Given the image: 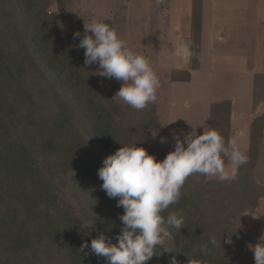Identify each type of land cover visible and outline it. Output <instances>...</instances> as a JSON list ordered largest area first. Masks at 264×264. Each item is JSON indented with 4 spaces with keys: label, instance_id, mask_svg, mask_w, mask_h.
<instances>
[{
    "label": "trees",
    "instance_id": "trees-1",
    "mask_svg": "<svg viewBox=\"0 0 264 264\" xmlns=\"http://www.w3.org/2000/svg\"><path fill=\"white\" fill-rule=\"evenodd\" d=\"M64 10L61 0H0V264H107L90 247L79 251L122 227L118 198L100 187L103 159L134 143L157 161L174 150L147 142L159 127L155 102L135 110L115 96L116 85H102L98 65L84 67L81 37L73 38L79 31ZM209 115L208 130L227 147L230 102L211 104ZM263 129L264 116L256 117L248 162L234 179L193 174L185 180L178 202L161 213L178 211L184 224L169 228L164 248L171 252L157 247L160 255L147 264H169L172 256L178 264H254L238 219L264 199V185L251 181ZM212 236L217 246L203 254L201 245Z\"/></svg>",
    "mask_w": 264,
    "mask_h": 264
},
{
    "label": "clouds",
    "instance_id": "clouds-1",
    "mask_svg": "<svg viewBox=\"0 0 264 264\" xmlns=\"http://www.w3.org/2000/svg\"><path fill=\"white\" fill-rule=\"evenodd\" d=\"M83 27V37L80 38V32H75L73 38H80L77 47L84 50V67L98 65L95 72L98 76L121 81L115 96L133 109L143 110L149 103H154L160 81L150 61L131 49L108 24L93 19ZM174 54L185 61L194 55L186 43L176 47ZM173 139L174 150L162 161H157L136 143L121 146L103 159L102 167L97 170L103 182L100 187L108 198H118L117 207L123 208V214L119 216L122 227L115 237L100 233L90 245L82 243L80 252L90 247L96 256L105 257L107 264H147L160 255H157V247L163 249L162 252H171L164 248L172 237L169 228L180 231L184 217L178 211L168 213L166 218L161 213L178 202L185 180L193 174L218 176L221 181L234 179L240 166L248 162L235 140L229 141V154L224 138L214 129L199 135L196 130L192 131L183 140L174 134ZM160 142L166 140L161 138ZM222 154L230 158L228 170ZM112 239L116 243H112ZM217 243L215 236L210 237L207 244L201 245V252L207 254L209 244L215 247ZM224 243L231 244L230 237L224 239ZM249 248L254 264H264V236ZM169 264H178L175 256L170 258ZM188 264L205 262L189 259Z\"/></svg>",
    "mask_w": 264,
    "mask_h": 264
},
{
    "label": "rangeland",
    "instance_id": "rangeland-1",
    "mask_svg": "<svg viewBox=\"0 0 264 264\" xmlns=\"http://www.w3.org/2000/svg\"><path fill=\"white\" fill-rule=\"evenodd\" d=\"M61 1L67 24L77 29L81 38L84 24L98 19L115 29L120 39L150 61L160 81L155 101L159 108L160 125L158 129L147 134L150 145L175 146L174 134L183 140L192 131L202 134L208 130L210 100L215 98L214 84L219 77L214 72L226 68L225 65H220L221 56L217 55L219 44H213L210 38V7L213 4L216 7L222 6V0ZM56 9L54 3L51 11L56 12ZM218 9L220 10L219 7ZM220 19L219 15L215 16L216 24ZM216 31L217 28L214 37L217 35ZM182 38L189 43L194 55L190 59L186 75L182 73L179 77L174 50ZM256 55L264 56V49L256 50ZM182 66L185 67L184 64ZM100 79L102 85H116L117 91L121 87L122 82L114 78ZM236 129L235 125L234 133ZM155 133L157 135L153 137ZM240 134L244 141L246 128H241ZM161 138L166 142L161 143ZM225 166L226 170L230 169L231 162ZM208 178L219 179L218 176ZM238 223L246 255L254 261L249 245L254 246L264 236V200L258 202L254 212L240 216Z\"/></svg>",
    "mask_w": 264,
    "mask_h": 264
},
{
    "label": "crops",
    "instance_id": "crops-1",
    "mask_svg": "<svg viewBox=\"0 0 264 264\" xmlns=\"http://www.w3.org/2000/svg\"><path fill=\"white\" fill-rule=\"evenodd\" d=\"M222 2L223 4H220L222 6L216 7L213 4L210 7L212 24L210 38L213 44L215 42L219 44L217 55L221 56L220 65H225L226 68L217 69L214 72L219 77L217 81L215 80V98L210 100V105L221 101L230 102L229 141L235 140L240 151L247 156L250 126L256 117L264 116V56L256 55V50L264 49V0H222ZM217 15L221 19L216 24L215 16ZM216 28L218 31L214 37ZM186 42V39L182 38L178 41V46ZM176 59L175 65L176 71L180 74L179 77L182 73L186 75L190 60L185 61L178 57ZM183 64L185 67L182 66ZM167 80H169L168 77ZM157 110L159 111V108ZM235 125L237 129L234 133ZM241 128H246L244 141L240 134ZM228 151L230 154V147ZM229 161L230 158L227 156V165ZM257 178L259 180H256ZM251 181L264 185V129L258 148V162L251 173Z\"/></svg>",
    "mask_w": 264,
    "mask_h": 264
}]
</instances>
